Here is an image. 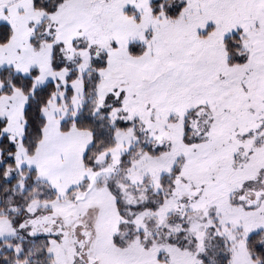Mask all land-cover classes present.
I'll list each match as a JSON object with an SVG mask.
<instances>
[{"label": "snow or ice", "instance_id": "6c2138e0", "mask_svg": "<svg viewBox=\"0 0 264 264\" xmlns=\"http://www.w3.org/2000/svg\"><path fill=\"white\" fill-rule=\"evenodd\" d=\"M0 264H264V0H0Z\"/></svg>", "mask_w": 264, "mask_h": 264}]
</instances>
